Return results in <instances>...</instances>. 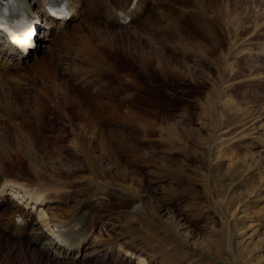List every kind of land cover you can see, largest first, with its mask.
<instances>
[{
	"label": "rangeland",
	"instance_id": "obj_1",
	"mask_svg": "<svg viewBox=\"0 0 264 264\" xmlns=\"http://www.w3.org/2000/svg\"><path fill=\"white\" fill-rule=\"evenodd\" d=\"M169 2L173 4V0ZM178 3L174 4L177 9L170 14L171 20L162 15V9L154 13L151 9L136 21L140 22L138 27H143L139 30L141 41L150 45L144 58L148 54L155 60L161 53L166 62L160 66L153 61L150 69L145 61L140 62L142 65L137 63L135 85L128 88L133 97L124 99L139 103V108L129 118L120 109L116 123L107 121L101 127L102 135L121 146V151L130 150L135 156L131 161L129 155H123L119 167L114 166L115 162L104 161L103 172L109 174V170L119 175L114 179H92L79 158L82 153L73 147L74 137L81 130L93 156L106 154L96 147V133L74 114L78 113L75 103L83 101L86 95L77 91L64 99L59 95L60 107L56 110L48 97L41 99L46 100L37 104V109L32 106L36 89L41 84L49 85L51 75L58 88L70 83L74 66L84 63V49L90 42L98 43L104 26L84 28L83 49L75 29L86 25V15L75 9L77 14L65 25L38 15L40 38L34 45L39 51L34 60L50 58V73L35 76L28 69L32 67V58L16 67L0 69L4 86L0 91L7 98L0 101V175L9 180L11 187L15 181L31 184L37 172L55 181L42 186L61 187L59 195L47 190L41 197L46 198L41 208L45 207L50 219H61L63 207L75 208L101 186L108 189L115 185L116 190L126 191V197L128 192H134L139 201L131 195L132 200L142 202L143 210L134 213V222L121 208L97 207L94 226L82 234L77 247L81 251L74 264H264V0H213L194 8H180ZM181 13L200 14L209 23L199 35L191 31L182 33L176 19V14ZM47 21L61 24L66 34L76 33L68 38L67 47L60 48L45 38L48 35L44 30L53 32V27L45 28ZM106 53L109 57L114 55L115 48ZM119 56L109 63L113 70L119 65ZM96 69L92 73H97ZM107 75L110 79L115 77L114 73ZM72 84L82 87L77 81ZM14 88L18 90L16 97ZM94 91L90 87L84 93ZM3 106L10 109L11 115L3 111ZM68 107L69 115L65 109ZM22 112H26L25 116ZM27 128L34 136V150L24 147L19 151L17 147L23 146L21 139ZM55 168H59L57 174ZM128 170H134L136 176H129ZM118 182H133L136 188H122ZM10 186L0 194V222L2 211L16 203L10 199ZM36 206L28 209L34 220L41 210ZM64 212L66 215L70 211ZM224 221L229 222L228 232L223 228ZM15 240L0 236V264H49L46 260L39 262L34 252L41 244L26 249ZM108 241L114 244L106 245L104 260L94 259L96 252L84 256Z\"/></svg>",
	"mask_w": 264,
	"mask_h": 264
},
{
	"label": "bare ground",
	"instance_id": "obj_2",
	"mask_svg": "<svg viewBox=\"0 0 264 264\" xmlns=\"http://www.w3.org/2000/svg\"><path fill=\"white\" fill-rule=\"evenodd\" d=\"M2 1H6V2L11 1L13 5L16 6V9L18 8L19 10L24 11L25 13L33 16L34 18L36 17L38 19L39 16L45 15L46 17L49 16L50 18L49 20L51 19L57 20L62 25L67 24L69 18L71 16H75L77 14V11L80 15H86L87 16L86 19L88 18V20L86 21V25L83 24L75 29V32L79 35L77 41L82 43L83 49L84 47H86L83 44L84 35L82 34V32L84 28L87 25L91 26L96 24H101L102 27L104 26L102 28V31L100 32L101 35L98 40V43L96 45H93L90 42L87 49H84V63H79L78 66H74L73 72L72 71L71 73L69 72L71 74L69 78L71 79L72 83L74 81H77L79 86L82 87H76L70 81L71 84L67 82L66 87L62 86L58 88L54 81L55 80L54 75H51V78L49 79L50 84L49 85L46 84L47 86L46 85L42 86L41 84V87L36 89L37 91L36 95L34 94L35 92L33 93L35 96L34 97L35 102L32 101L33 102L32 106L35 105L34 109H37L36 105L37 104L40 105L41 102L46 100V99L43 100L41 99L44 97H48L50 102L53 103L52 107H54V110H56V108L60 107L59 95L62 96V99H64L65 96L74 95L76 91L78 92V94L83 93V95H86L83 101H79L77 104L75 103V105L78 107L77 108L78 113L76 112L74 114L78 120L83 121V123L86 122L85 124L89 126L88 128L89 129L91 128L92 131L96 133V138H95L96 147L98 148L100 153L105 152L106 154L104 156H99V157L93 156L91 153L92 151L90 149L89 143L84 139L85 133L84 131L81 130H79L78 134L75 133V135L76 134L77 135L76 137H74L75 140L73 141V147L77 152L79 151L80 153H82L81 156H79V158H81L84 161L85 163L84 167H86V169L90 171L91 178L97 180L99 177L104 178L107 176L108 178L114 179L115 175L119 176L118 174H115L113 171H109V170L106 171L109 172V174L103 172L102 169L104 167V161L109 160L110 161L109 164L115 162L114 166L119 167V165H121L122 158H124L123 155L125 154L129 155L131 161H133V157H135L132 151L127 150V152L129 151L128 153L126 152V150L121 151L122 149L121 146H117L115 142H112V140L105 137L106 135L105 136L102 135V128H101L107 121H111V123H116L115 122L116 118H118L116 117V113L120 109H123L126 118H129L134 113L135 108L136 107L139 108L138 106L139 103L138 105H136L135 103H129L124 99L125 97L127 99L130 98L132 99L133 97V95H130V93L128 92V88L132 87V85H135L136 82V74L134 71L135 70L134 67L137 66V63L140 62L142 63L143 61L147 63L149 69L153 61H155L154 63H159L160 66L163 63V61L164 63L166 62L165 60H163V55L161 53H159L158 56H156L155 60L151 59L150 58L151 56H149L148 54H145L146 59L144 58L145 50L149 44L147 41L146 42H144V40L141 41L139 37V33H140L139 30H142L143 27H138L140 22H136V21L141 19L143 14H146V12L150 11L151 9H152V13H154V11H158L162 9L163 11L162 15L170 18L171 20L172 17L170 14L174 13V11H176L177 9L175 8L177 6L174 5L175 2H179L178 7L180 8L181 7L194 8L196 5H199L204 2H210L213 0H173V4L170 3L169 0H128V1L81 0L80 2L77 0H0V3ZM62 3L64 4V11L56 13V11L52 9V6L55 4H62ZM119 4L121 5L119 6ZM180 4L182 5L180 6ZM75 9L77 11H75ZM200 14H197L196 16H192L190 14H183V13L176 14L177 23L178 25H180L179 28H181L182 33L184 31H189L190 33L191 31L193 32L192 34L199 35L202 28H205L204 26L209 23L207 21L208 19L201 16L202 14L201 15ZM100 20H103V22L105 21L104 24L100 23ZM170 20L168 21L169 26L171 24ZM58 22L57 23L51 21L46 22L45 28L53 27L52 29L53 32H51V30L43 29L45 31V35H48L47 37L45 36V38L51 40L52 42H55L56 43L55 45L59 46L60 48H65L67 47V41H69L68 38H70L71 35L75 36L76 33L73 32V34L70 33L66 34V31ZM142 23H144V20ZM10 25H11L10 27H15L16 22L12 20ZM116 27L118 29L113 30V28ZM40 29L41 27H39V30ZM92 29L94 30V28ZM16 36L17 35L13 34L12 32L8 34L6 33L5 30L0 29V69L1 68L4 69L11 65L16 67L17 65L26 63L27 61L31 60V58L32 60H34L35 56L39 51L38 48H36L35 46H34L35 48L30 47L28 50L23 51L22 49L23 45L22 44L19 45L17 43ZM178 36L181 37L182 34L179 33ZM35 38H40L39 36H37V33L35 35ZM41 44L40 46H42ZM112 47L115 48L116 53L109 57L106 52L109 50V48ZM17 54L25 57L20 59V57L17 56ZM118 54H120L119 56L120 62L119 65H117L118 66L117 69L113 70V67H111L112 65L109 63L112 60L118 59ZM52 65L53 63L50 62V58L49 59L44 58L38 61L34 60L32 64H30V66L32 67L28 69L29 70L31 69V72H33L35 76H45L46 74L48 75L50 73L49 71L53 67ZM93 68H97L96 69L97 73L95 74L92 73ZM106 70L107 73L108 72L114 73L115 75V77H113L114 79H110V76L107 75ZM6 71H12V70H6ZM136 71H137V67H136ZM17 72L19 71H16V73ZM42 73L44 74L42 75ZM63 73H68V72L65 71ZM99 74H101V77H99ZM3 87L4 86H2L0 82V90ZM10 87L13 88L12 85H10ZM84 87L87 88L93 87L95 88V91L90 93H84L85 90H87V88ZM14 92H15L14 96L16 97V93L18 92V90L14 88ZM4 98L7 99L5 97L4 91L3 93H1L0 91V101L3 100ZM63 105L64 107L67 106L65 102L62 103V106ZM65 109L68 110L67 114L69 115V107ZM3 111L7 112L6 114L11 115L10 113L11 111L9 108L7 110V108L4 107ZM24 113L26 112H22V114ZM30 113H31V109H30ZM24 116L22 118H24ZM8 119H10V117ZM32 123L29 122V125ZM32 126H34V124ZM12 127L14 128V126ZM27 129L28 130H25L26 132L24 131L25 133L23 132L24 134L21 132V134H23V136L21 135L22 136L21 140L24 141V144L20 148L17 147L18 148L17 150L19 151H22L24 147L30 148L32 151L34 150V145H33L34 136L33 134H31L29 128ZM2 156H3V152H2ZM4 158L6 159L5 156ZM135 161L137 164L139 163L136 159ZM58 169L59 168H55L54 174H57L56 172L58 171ZM75 169L76 167H72V170ZM127 173L129 176H131L132 174H135L136 176L137 174L134 173V170H128ZM34 176H35L34 179L35 182L34 181L32 183L30 182L31 184L29 185H26L23 182L18 183L15 181V183H13L11 187L10 186L11 183H9V180H5V177L3 175H0V194L3 193L8 186H10L9 192H11V196H12L10 199L15 200L16 202L15 204L11 205L8 209H5L1 213V217H3L2 218L3 222H0V236L15 238L16 239L15 241L22 243L26 249L31 248L35 244L37 245L41 244L40 246L37 247L36 251H34L37 258H39V262L40 260H44V261L46 260L49 264H53V263L74 264L73 262L75 258L79 256V252L81 251L80 248L77 247H79L80 245V238L81 236H83L82 234L86 233L91 226H94L95 221L93 216H95L94 211L96 210L97 207L103 205V206H108L111 209L121 208L122 210H125V213H127V218H131L133 222L135 219L134 213L139 211L140 209L143 210L142 202H138L139 197L135 196L134 192H128V196L126 197L124 194V192L126 191L124 190V192H122L123 189L122 191H120V188L116 190L115 188H117V186L115 185H114L115 188H113L114 186L113 187L109 186L108 189L107 187L104 188L105 186L100 185L101 188L99 189V191L95 192L93 196L81 200L76 205L75 208L68 206L63 207V215H61L60 217L61 219L58 218L50 219L49 216L46 217L45 207L41 208L42 204H46L45 203L46 198L45 200L44 199L42 200V198H44L43 197L44 193L47 192V190L58 193L57 195H59L61 187H56V188L49 187V189H45L42 186L50 185V183L46 184L44 182H55V181L47 179L46 178L47 176H45L40 172L39 173L37 172L36 174H34ZM49 176H51V174H49ZM118 185H120L122 188L126 185L125 186L126 189H131L134 187L136 188V185H134L133 182H130V184H127V182L126 183L118 182ZM100 194H102L101 197L104 196L103 199H100ZM131 195L132 198L134 199L138 198L137 199L138 201L137 202L133 201ZM46 197L47 200H49L47 195ZM0 199L1 201L3 199L1 195H0ZM18 203L21 204V206H17L16 204ZM35 204H37L35 208L39 207L41 209L37 212V220H34L31 217L30 214L31 211L28 210L30 208L34 209ZM64 211H70V212L64 215L65 214ZM145 213L147 212L145 211ZM86 214H87V218L84 220ZM223 228L227 229L228 232L230 228L228 221L227 222L224 221ZM229 235H228V239H230ZM112 244L114 243L108 241L102 244L99 250L89 251V253H85L84 256H87L88 254L91 255L90 253L96 252L94 259L102 261L107 256L106 245L112 246ZM91 258L92 257H90V259ZM62 259L65 261L61 262Z\"/></svg>",
	"mask_w": 264,
	"mask_h": 264
},
{
	"label": "snow or ice",
	"instance_id": "obj_3",
	"mask_svg": "<svg viewBox=\"0 0 264 264\" xmlns=\"http://www.w3.org/2000/svg\"><path fill=\"white\" fill-rule=\"evenodd\" d=\"M0 27H2V26H0ZM28 35L30 36L31 35V32H29Z\"/></svg>",
	"mask_w": 264,
	"mask_h": 264
}]
</instances>
